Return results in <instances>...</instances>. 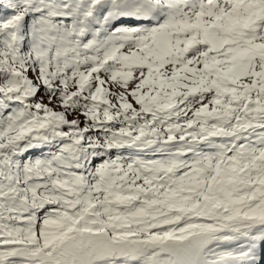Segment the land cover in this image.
Listing matches in <instances>:
<instances>
[{"label": "snow or ice", "instance_id": "6c2138e0", "mask_svg": "<svg viewBox=\"0 0 264 264\" xmlns=\"http://www.w3.org/2000/svg\"><path fill=\"white\" fill-rule=\"evenodd\" d=\"M0 264H264V0H0Z\"/></svg>", "mask_w": 264, "mask_h": 264}]
</instances>
